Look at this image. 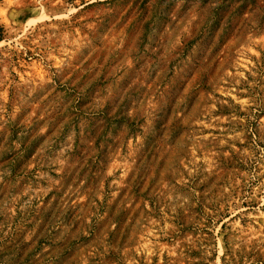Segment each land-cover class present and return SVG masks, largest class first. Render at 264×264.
<instances>
[{"label": "rangeland", "instance_id": "1", "mask_svg": "<svg viewBox=\"0 0 264 264\" xmlns=\"http://www.w3.org/2000/svg\"><path fill=\"white\" fill-rule=\"evenodd\" d=\"M0 264H264V0H0Z\"/></svg>", "mask_w": 264, "mask_h": 264}]
</instances>
